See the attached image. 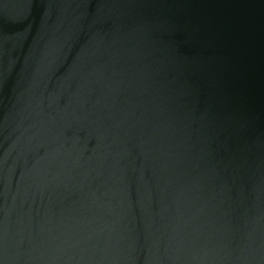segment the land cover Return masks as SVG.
<instances>
[{"label": "water", "instance_id": "1", "mask_svg": "<svg viewBox=\"0 0 264 264\" xmlns=\"http://www.w3.org/2000/svg\"><path fill=\"white\" fill-rule=\"evenodd\" d=\"M0 264H264V0H0Z\"/></svg>", "mask_w": 264, "mask_h": 264}]
</instances>
